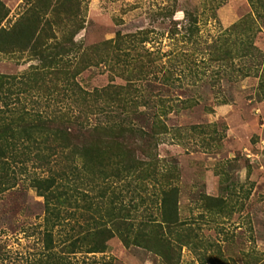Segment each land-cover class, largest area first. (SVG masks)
<instances>
[{
  "label": "trees",
  "instance_id": "1",
  "mask_svg": "<svg viewBox=\"0 0 264 264\" xmlns=\"http://www.w3.org/2000/svg\"><path fill=\"white\" fill-rule=\"evenodd\" d=\"M247 1L251 12L206 44L197 14L185 10L182 21L170 20L173 46L166 51L146 47L152 29L118 31L90 45L75 40L82 0L32 4L8 27L1 25L7 13L0 6V53L26 52L36 60L21 76L0 74V196L30 173L44 202L42 251L27 264H72L70 255L99 253L115 236L160 255L163 248L179 249L171 239L186 225L178 219L179 173L157 148L167 136L182 144V130L204 126L167 125L171 112L192 101L170 90L206 77L212 85L233 74L254 75L264 100V53L253 41L264 23V0ZM174 12L173 6L168 16ZM246 57L253 65L236 66ZM90 67H103L110 82L85 88L77 77ZM32 94L27 107L20 96ZM43 94L58 98L42 100ZM55 228L65 230L58 249Z\"/></svg>",
  "mask_w": 264,
  "mask_h": 264
},
{
  "label": "rangeland",
  "instance_id": "2",
  "mask_svg": "<svg viewBox=\"0 0 264 264\" xmlns=\"http://www.w3.org/2000/svg\"><path fill=\"white\" fill-rule=\"evenodd\" d=\"M43 2L0 0L7 13L1 25H12L30 5ZM173 6L175 12L168 16ZM185 10L197 14L201 41L206 44L251 12V7L247 0H82L83 22L71 36L90 45L118 31L152 29L156 33L146 47L166 51L173 46V39L167 37L170 20L182 21ZM257 25L260 30L253 41L264 53V23L260 20ZM35 63L26 52L0 53V74L21 76ZM236 63L248 67L253 59ZM233 76L212 85L206 77L205 82L170 90L171 95L192 101L171 112L167 125L204 126L203 132L182 130V144L167 136L157 148L159 158L173 160L179 173L178 219L186 223L181 230L188 228L182 243L177 240L180 227L171 237L179 249L163 248L165 255H160L136 244L125 245L115 236L99 253L70 255L72 264H264V100L257 77ZM77 80L92 89L109 83L110 76L103 67H90ZM42 96V100L58 98ZM20 97L29 107L35 94ZM30 175H18L17 184L0 196V264H27L42 251L44 202L30 186ZM145 203L156 215L157 204ZM63 229H54L56 249L61 247Z\"/></svg>",
  "mask_w": 264,
  "mask_h": 264
}]
</instances>
